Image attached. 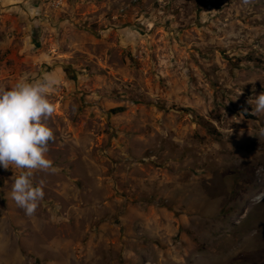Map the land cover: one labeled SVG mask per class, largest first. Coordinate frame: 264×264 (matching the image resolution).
<instances>
[{
  "label": "rangeland",
  "instance_id": "obj_1",
  "mask_svg": "<svg viewBox=\"0 0 264 264\" xmlns=\"http://www.w3.org/2000/svg\"><path fill=\"white\" fill-rule=\"evenodd\" d=\"M26 74L59 171L27 216L0 167V264H264V0H0V88Z\"/></svg>",
  "mask_w": 264,
  "mask_h": 264
},
{
  "label": "clouds",
  "instance_id": "obj_2",
  "mask_svg": "<svg viewBox=\"0 0 264 264\" xmlns=\"http://www.w3.org/2000/svg\"><path fill=\"white\" fill-rule=\"evenodd\" d=\"M250 2L242 0L245 5ZM58 83L52 74H45L34 82H30L26 74L11 89L0 88V167L14 166L23 170L13 179L11 197L27 216L36 212L45 195L44 180L33 184V170L59 171L53 161L46 158L54 134L44 123L56 111L47 96ZM248 103L252 105L253 99ZM254 103L253 113L264 112V92L255 97ZM262 198L264 194L255 200L259 202Z\"/></svg>",
  "mask_w": 264,
  "mask_h": 264
},
{
  "label": "crops",
  "instance_id": "obj_3",
  "mask_svg": "<svg viewBox=\"0 0 264 264\" xmlns=\"http://www.w3.org/2000/svg\"><path fill=\"white\" fill-rule=\"evenodd\" d=\"M46 243L47 245L41 247L40 254L45 259L43 261L46 262L48 260V262H57L59 258L58 245L56 243L48 242L47 239H46Z\"/></svg>",
  "mask_w": 264,
  "mask_h": 264
},
{
  "label": "trees",
  "instance_id": "obj_4",
  "mask_svg": "<svg viewBox=\"0 0 264 264\" xmlns=\"http://www.w3.org/2000/svg\"><path fill=\"white\" fill-rule=\"evenodd\" d=\"M119 111H122V109H119Z\"/></svg>",
  "mask_w": 264,
  "mask_h": 264
}]
</instances>
